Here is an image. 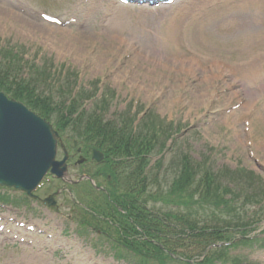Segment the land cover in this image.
Listing matches in <instances>:
<instances>
[{
  "label": "rangeland",
  "instance_id": "obj_1",
  "mask_svg": "<svg viewBox=\"0 0 264 264\" xmlns=\"http://www.w3.org/2000/svg\"><path fill=\"white\" fill-rule=\"evenodd\" d=\"M131 5L116 0H0V47L18 52L22 72L31 71V64L49 71L43 91L56 96L59 88L64 93L71 87L80 95L101 89L106 118L151 110L163 126H177L180 132L174 143L167 142L161 168L154 165V153L147 167L149 175L157 172L162 187L173 179L168 166L175 146L199 163L209 158L215 168H238L245 175L253 171L264 185V0ZM43 13L56 21H47ZM251 96L255 98L248 104ZM83 103L93 107L94 98ZM68 172L77 178L74 170ZM58 187L65 186L46 181L36 195L46 197ZM0 194L10 199L0 206V264L137 261L120 244L116 247L114 238L100 233L109 230L105 222L81 212V202H102L86 183L62 190L52 206L25 199L13 188L0 186ZM154 204L155 209L186 212L180 204ZM211 210L194 204L190 212L208 222ZM255 226L253 234L263 235L264 219ZM249 243H236L227 251L241 264H264V242ZM119 249L125 258L117 257Z\"/></svg>",
  "mask_w": 264,
  "mask_h": 264
},
{
  "label": "trees",
  "instance_id": "obj_2",
  "mask_svg": "<svg viewBox=\"0 0 264 264\" xmlns=\"http://www.w3.org/2000/svg\"><path fill=\"white\" fill-rule=\"evenodd\" d=\"M45 81L46 74L42 70L35 68V71L24 76L20 62L15 57L6 62L0 59V91L22 101L47 119L57 112L58 126L59 123L63 126L66 122H73L77 136L105 152L106 161L112 163L114 177L120 187L110 192V198L129 213L106 215L117 223L120 237L123 234L143 236L147 257L157 256V264H164L166 258H183L184 264H211L219 259L226 261L228 245H212L222 242L232 245L235 234L242 237L245 243L250 225L260 218L256 215L253 221L243 211L245 203L259 201L261 199L257 198L264 194L259 176L252 171L245 175L226 169L214 170L212 166L201 167L200 164H193L189 155L175 152L169 166L173 179L166 188L161 187L157 176H150L146 170L147 155L153 146L151 142L158 140V136L150 135L154 129L147 126V118L133 129L130 117H123L120 121L105 120L95 111L84 110L73 117L79 106L65 104L64 95L60 97L63 104H53L55 97L52 93L46 94L40 88ZM117 166L120 174L116 173ZM152 185L155 187L152 188ZM239 200L241 203L236 206ZM149 201L180 204L186 212L167 211L154 215L156 212L148 208ZM191 204L213 207L214 210L208 215L209 221L196 218L197 213L193 215L190 212ZM231 210L232 215H219ZM135 245V250L141 249L137 243ZM144 264H147L146 260ZM233 264L241 262L235 261Z\"/></svg>",
  "mask_w": 264,
  "mask_h": 264
},
{
  "label": "water",
  "instance_id": "obj_3",
  "mask_svg": "<svg viewBox=\"0 0 264 264\" xmlns=\"http://www.w3.org/2000/svg\"><path fill=\"white\" fill-rule=\"evenodd\" d=\"M55 137L48 122L0 92V184L30 195L48 169L62 176L64 158L54 160Z\"/></svg>",
  "mask_w": 264,
  "mask_h": 264
},
{
  "label": "bare ground",
  "instance_id": "obj_4",
  "mask_svg": "<svg viewBox=\"0 0 264 264\" xmlns=\"http://www.w3.org/2000/svg\"><path fill=\"white\" fill-rule=\"evenodd\" d=\"M228 42H230V41H227L226 44H227ZM221 56H223V54H221ZM212 62H214V61H212ZM250 68L252 69V73H255V68H253L252 66H250ZM193 69H195V67H193ZM252 73H251V74H252ZM254 98H255V97H253V96L249 97L248 104H252ZM250 106H251V105H250Z\"/></svg>",
  "mask_w": 264,
  "mask_h": 264
}]
</instances>
